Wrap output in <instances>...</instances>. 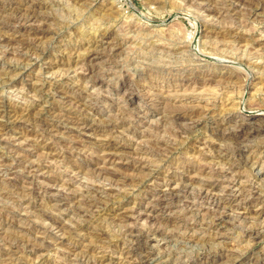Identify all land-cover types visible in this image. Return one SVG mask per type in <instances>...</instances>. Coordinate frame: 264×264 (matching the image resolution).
<instances>
[{
  "label": "rangeland",
  "instance_id": "374dc122",
  "mask_svg": "<svg viewBox=\"0 0 264 264\" xmlns=\"http://www.w3.org/2000/svg\"><path fill=\"white\" fill-rule=\"evenodd\" d=\"M263 4L0 0V264H264Z\"/></svg>",
  "mask_w": 264,
  "mask_h": 264
},
{
  "label": "bare ground",
  "instance_id": "6f19581e",
  "mask_svg": "<svg viewBox=\"0 0 264 264\" xmlns=\"http://www.w3.org/2000/svg\"><path fill=\"white\" fill-rule=\"evenodd\" d=\"M224 1V0H223ZM86 2V1H85ZM204 2V1H203ZM218 2V1H217ZM190 3V2H189ZM209 3V2H208ZM207 3V4H208ZM226 3H227V1H226ZM254 3V2H253ZM198 4V3H197ZM202 4V3H201ZM199 5V4H198ZM217 5V4H216ZM264 5V4H263ZM4 6V5H3ZM219 6V5H218ZM253 6V5H252ZM204 7V6H203ZM205 8V7H204ZM223 8V7H222ZM248 8V7H247ZM12 9V8H11ZM206 9H208V7L206 8ZM215 10H216V8H215ZM11 11V10H10ZM217 12V11H216ZM3 13V12H2ZM7 13V12H6ZM11 14H12V12H10ZM31 13V12H30ZM29 13V14H30ZM224 13V12H223ZM28 14V15H29ZM213 14V13H212ZM26 16H27V14H25ZM31 15V14H30ZM39 15V14H38ZM43 15V14H42ZM224 15V14H223ZM0 16H2V15H0ZM8 16V15H7ZM221 16V15H220ZM17 17V16H16ZM36 17V16H35ZM43 17V16H42ZM210 17V16H209ZM11 18H12V16H11ZM19 18V17H18ZM27 18V17H26ZM41 18V17H40ZM4 19V18H3ZM30 19V18H29ZM38 20H40V19H38ZM2 21V20H1ZM0 21V22H1ZM4 21V20H3ZM37 21V20H36ZM51 21V20H50ZM54 21V20H53ZM40 22V21H39ZM42 22V21H41ZM6 23H8V22H6ZM18 23V22H17ZM4 24V23H3ZM11 24V23H10ZM22 24V23H21ZM14 25H15V23H14ZM39 25V24H38ZM37 25V26H38ZM64 25V24H63ZM32 26V25H31ZM141 26V25H140ZM40 27V26H39ZM138 27V26H137ZM3 28V27H2ZM6 28V27H5ZM38 29V28H37ZM45 29V28H44ZM139 29V28H138ZM48 30V29H47ZM231 32V31H230ZM223 33V32H222ZM231 34V33H230ZM228 35V34H227ZM2 37V36H1ZM27 37V36H26ZM32 37V36H31ZM34 37V36H33ZM46 37V36H45ZM39 38V37H38ZM239 38V37H238ZM241 38H243V37H241ZM14 39V38H13ZM27 39H29V38H27ZM2 40V39H1ZM12 40V39H11ZM34 40V39H33ZM7 41V40H6ZM21 41V40H20ZM29 41V40H28ZM27 41V42H28ZM19 42V41H18ZM30 42V41H29ZM39 45V44H38ZM264 46V45H263ZM41 47V46H40ZM14 48H15V46H14ZM36 48V47H35ZM183 48V47H182ZM263 48V47H262ZM261 48V49H262ZM29 49V48H28ZM86 49V48H85ZM89 49V48H88ZM94 49V48H93ZM97 49V48H96ZM181 49V48H180ZM183 49H185V48H183ZM75 50V49H74ZM16 51V50H15ZM27 51V50H26ZM25 51V52H26ZM89 51V50H88ZM92 51V50H91ZM179 51H181V50H179ZM13 52V51H12ZM21 52V51H20ZM81 52V51H80ZM95 52V51H94ZM91 54L92 52H88V54ZM20 54V53H19ZM32 54V53H31ZM77 54V53H76ZM87 54V53H86ZM106 54H107V52H106ZM24 55V54H23ZM30 55V54H29ZM94 55V54H93ZM101 55V54H100ZM31 56V55H30ZM36 56V55H35ZM78 56V55H77ZM87 56V55H86ZM92 56V55H91ZM18 57V56H17ZM24 57V56H23ZM26 57V56H25ZM32 58V57H31ZM73 58V57H72ZM100 58H102V57H100ZM106 58V57H105ZM8 59V58H7ZM26 59V58H25ZM28 59V58H27ZM30 59V58H29ZM36 59V58H35ZM7 61V60H6ZM110 61V60H109ZM28 62V61H27ZM81 62H82V60H81ZM32 63V62H31ZM71 63V62H70ZM76 63V62H75ZM208 63V62H207ZM21 64V63H20ZM25 64V63H24ZM28 64V63H27ZM27 64H26V66H27ZM122 64V63H121ZM2 65V64H1ZM24 66V65H23ZM68 66V65H67ZM220 66V65H219ZM25 67V66H24ZM120 67H121V65H120ZM118 68V67H117ZM187 68V67H186ZM206 68H207V66H206ZM185 69V68H184ZM192 69V68H191ZM2 70V69H1ZM199 70V69H198ZM66 71V70H65ZM6 72V71H5ZM181 72V71H180ZM209 72V71H208ZM212 72V71H211ZM218 72V71H217ZM93 73V72H92ZM161 73V72H160ZM183 73V72H182ZM3 74V73H2ZM95 73H93V75H94ZM214 75V74H213ZM223 75V74H222ZM221 75V76H222ZM90 76V75H89ZM95 76H97V75H95ZM141 76V75H140ZM215 76V75H214ZM91 77V76H90ZM93 77V76H92ZM218 77V76H217ZM222 77H224V76H222ZM87 78V77H86ZM187 78H189V77H187ZM219 78H220V76H219ZM227 78H229V77H227ZM11 79V78H10ZM125 79V78H124ZM216 79H218V78H216ZM222 79V78H221ZM224 79V78H223ZM222 79V80H223ZM90 80V79H89ZM227 80V79H226ZM225 80V81H226ZM87 81V80H86ZM125 81H129V80H125ZM3 82H4V80H3ZM7 82V81H6ZM101 82V81H100ZM44 84V83H43ZM61 84V83H60ZM130 84V83H129ZM80 85V84H79ZM116 85V84H115ZM78 87V86H77ZM81 87V86H80ZM125 88V89H124ZM81 89V88H80ZM131 89V88H130ZM123 90L125 91V95L127 96V98L129 97V95L131 94V92H129V91H131V90H129V85L125 82V83H123ZM57 91V90H56ZM61 91V90H60ZM35 92H36V90H35ZM133 92V91H132ZM63 93V92H62ZM124 93V92H123ZM133 94V93H132ZM62 95V94H61ZM78 95V94H77ZM26 96V95H25ZM131 96V95H130ZM85 97V96H84ZM28 98H29V96H28ZM74 98V97H73ZM88 98V97H87ZM130 99V98H129ZM60 100V99H59ZM64 100V99H63ZM71 100V99H70ZM131 100V99H130ZM129 100V101H130ZM82 101H84V100H82ZM42 102V101H41ZM62 102V101H61ZM117 102V101H116ZM16 103V102H15ZM86 103V102H85ZM145 103V102H144ZM7 104V103H6ZM123 104H124V102H123ZM140 104V103H139ZM2 105V104H1ZM138 105V104H137ZM5 106V105H4ZM23 106V105H22ZM68 106V105H67ZM66 106V107H67ZM91 106V105H90ZM141 106V105H140ZM254 106V105H253ZM39 107V106H38ZM54 107V106H53ZM76 107V106H75ZM98 107V106H97ZM132 107V106H131ZM139 107V106H138ZM252 107V106H251ZM6 108V107H5ZM26 108V107H25ZM73 108V107H72ZM163 108V107H162ZM187 108V107H186ZM262 108V107H261ZM3 109V108H2ZM13 109V108H12ZM34 109V108H33ZM138 109H140V108H138ZM163 110V109H162ZM171 110V109H170ZM178 110V109H177ZM254 110V109H253ZM5 111V110H4ZM12 111V110H11ZM14 111V110H13ZM29 111V110H28ZM40 111V110H39ZM60 111V110H59ZM76 111V110H75ZM161 111V110H160ZM179 111V110H178ZM188 111V110H187ZM248 111V110H247ZM252 111V110H251ZM251 111H250V113L247 115V116H245V118H243V120H241L240 121V123L238 124V125H236V127L237 128H239V129H241L238 133H233L232 135L235 137V138H238V136H239V134L241 133H243V131H244V129H245V131H246V129H248V128H253V127H257V124L255 123V120H256V116L253 114V113H251ZM21 112H23V111H20V113ZM62 112V111H61ZM88 112V111H87ZM185 112V111H184ZM4 113V115H5V112H3ZM8 113H10V112H8ZM14 113V112H13ZM53 113V112H52ZM135 113V112H134ZM164 113V112H163ZM170 113V115H171V112H169ZM23 114V113H22ZM38 114V113H37ZM83 114V113H82ZM164 114H166V113H164ZM172 114H173V118H175L176 120H185L186 118H187V116H189L188 114H185V113H183V112H175V110L174 111H172ZM189 114H190V111H189ZM2 115V114H1ZM8 115V114H7ZM21 115V114H20ZM53 115H54V113H53ZM121 115V114H120ZM161 115V114H160ZM169 115V114H168ZM167 115V116H168ZM224 115V114H223ZM13 116V115H12ZM19 116V115H18ZM68 116V115H67ZM73 116V115H72ZM166 116V115H165ZM192 117H193V115H191ZM15 117V116H14ZM65 117V116H64ZM122 117V116H121ZM164 117V116H163ZM170 117H172V116H170ZM16 118V117H15ZM20 118V117H19ZM69 118V117H68ZM74 118V117H73ZM189 118V117H188ZM263 118V117H262ZM8 119V118H7ZM25 119V118H24ZM117 119V118H116ZM11 120V119H10ZM35 120H36V118H35ZM66 120V119H65ZM173 120V119H172ZM194 120V119H193ZM78 121V120H77ZM82 121V120H81ZM171 121V120H170ZM116 122V121H115ZM166 122V121H165ZM179 122H181V121H179ZM195 122V121H194ZM197 122V121H196ZM257 122H258V120H257ZM109 123V122H108ZM167 123V122H166ZM170 123V122H169ZM178 123V122H177ZM84 124V123H83ZM124 124V123H123ZM179 124V123H178ZM188 124V123H187ZM225 124V123H224ZM237 124V123H236ZM82 125V124H81ZM86 125V124H85ZM88 125V124H87ZM119 125V124H118ZM193 125V124H192ZM235 125V124H234ZM79 126H80V124H79ZM83 126V125H82ZM116 126V125H115ZM128 126V125H127ZM135 126V125H134ZM233 126V125H232ZM261 126V125H260ZM263 126V125H262ZM123 127V126H122ZM166 127V126H165ZM222 127V126H221ZM225 128H226V126H224ZM223 127V128H224ZM35 128V127H34ZM44 128V127H43ZM52 128V127H51ZM168 128H170V127H168ZM233 128V127H232ZM77 129V128H76ZM107 129V128H106ZM122 129H124V128H122ZM125 129H127V128H125ZM163 129V128H162ZM176 129V128H175ZM218 129V128H217ZM222 129V128H221ZM227 129V128H226ZM231 129V128H230ZM258 129V128H257ZM104 130V129H103ZM113 130V129H112ZM237 130V129H236ZM251 130V129H250ZM219 131H220V129H219ZM223 131V130H222ZM232 131V130H231ZM235 131V130H234ZM107 132V131H106ZM117 132V131H116ZM124 132V131H123ZM156 132V131H155ZM162 132H163V130H162ZM183 132V131H182ZM1 133V132H0ZM187 133V132H186ZM102 134V133H101ZM155 134V133H154ZM161 134V133H160ZM169 134V133H168ZM184 134V133H183ZM182 134V135H183ZM225 134V133H224ZM245 134H247V133H245ZM165 135V134H164ZM220 135H222V134H220ZM255 135V134H254ZM6 136V135H5ZM104 136H105V134H104ZM155 136V135H154ZM161 136V135H160ZM168 136H170V135H168ZM232 136V137H233ZM253 136V135H252ZM111 137V136H110ZM113 137V136H112ZM115 137V136H114ZM171 137V136H170ZM244 137V136H243ZM219 138V137H218ZM161 139V138H160ZM172 139V138H171ZM179 139V138H178ZM249 139V138H248ZM247 139V140H248ZM251 139V138H250ZM249 139V140H250ZM173 140V139H172ZM231 140V139H230ZM176 141V140H175ZM227 141V140H226ZM242 141V140H241ZM164 143V142H163ZM242 143V142H241ZM243 144V143H242ZM75 145V144H74ZM235 145V144H234ZM117 146V145H116ZM172 146V145H171ZM170 146V147H171ZM114 147V146H113ZM230 147H232V145L230 146ZM240 147V146H239ZM216 149V148H215ZM254 149V148H253ZM71 150V149H70ZM221 150V149H220ZM226 150V149H225ZM242 150V149H241ZM114 151V150H113ZM121 151V150H120ZM144 151V150H143ZM257 151V150H256ZM72 152V151H71ZM114 153V152H113ZM123 153V152H122ZM218 153V152H217ZM222 153V152H221ZM214 154V153H213ZM220 154V153H219ZM110 155V154H109ZM169 155V154H168ZM140 156V155H139ZM71 158V157H70ZM151 158H153V157H151ZM164 158V157H163ZM226 158V157H225ZM144 160V159H143ZM210 160V159H209ZM11 161V160H10ZM141 161V160H140ZM201 161V160H200ZM204 161V160H203ZM224 161V160H223ZM148 162V161H147ZM5 163V162H4ZM7 163V162H6ZM217 163V162H216ZM8 164V163H7ZM136 164V163H135ZM5 165V164H4ZM31 166V165H30ZM100 166V165H99ZM141 166V165H140ZM208 166V165H207ZM1 167V166H0ZM29 167V166H28ZM104 167V166H103ZM102 167V168H103ZM107 167V166H106ZM4 168V167H3ZM23 168V167H22ZM88 168V167H87ZM114 168V167H113ZM16 169V168H15ZM21 169V168H20ZM93 169V168H92ZM29 170H30V168H29ZM211 170V169H210ZM39 172H40V170H39ZM101 172V170H99V173ZM104 172H105V170H104ZM235 172V171H234ZM36 173V172H35ZM93 173V172H92ZM106 173V172H105ZM108 173V172H107ZM110 173V172H109ZM112 173V172H111ZM5 174V173H4ZM113 174V173H112ZM235 174V173H234ZM94 175H96V174H94ZM101 176V175H100ZM123 176V175H122ZM192 176V175H191ZM45 177V176H44ZM68 177V176H67ZM107 177V176H106ZM114 177V176H113ZM128 177V176H127ZM211 177V176H210ZM138 178V177H137ZM188 178V177H187ZM65 179V178H64ZM94 179V178H93ZM104 179V178H103ZM109 180H110V177L108 178ZM121 179H123V178H121ZM75 180V179H74ZM237 180V179H236ZM235 180V181H236ZM111 181V180H110ZM125 181V180H124ZM131 181V180H130ZM234 181V182H235ZM252 181V180H251ZM28 182V181H27ZM126 182V181H125ZM124 182V183H125ZM180 182V181H179ZM189 182V181H188ZM260 182V181H259ZM130 184H132V183H130ZM195 184V183H194ZM13 185V184H12ZM81 185V184H80ZM84 185H86V184H84ZM88 185V184H87ZM134 185V184H133ZM193 185V184H192ZM255 185V184H254ZM99 186V185H98ZM182 186V185H181ZM3 187V186H2ZM135 187V186H134ZM5 188H7V187H5ZM133 188V187H132ZM181 189V188H180ZM255 189V188H254ZM7 190H9V189H7ZM99 190V189H98ZM182 191H183V189H181ZM181 190H180V192H181ZM192 190V189H191ZM262 190V189H261ZM3 191V190H2ZM11 191V190H10ZM86 191V190H85ZM184 191H185V189H184ZM183 191V192H184ZM187 191V190H186ZM197 191V190H196ZM206 191V190H205ZM242 191V190H241ZM244 191V190H243ZM29 192V191H28ZM34 192V191H33ZM73 192V191H72ZM117 192V191H116ZM175 192V191H174ZM191 192V191H190ZM14 193H15V191H14ZM19 193V192H18ZM47 193V192H46ZM85 193V192H84ZM88 193V192H87ZM96 193V192H95ZM171 193V192H170ZM189 193V192H188ZM30 194V193H29ZM89 194V193H88ZM172 194V193H171ZM170 194V195H171ZM194 194V193H193ZM207 194V193H206ZM205 194V195H206ZM244 194V193H243ZM253 194V193H252ZM31 195V194H30ZM49 195V194H48ZM52 195V194H51ZM55 195V194H54ZM108 195V194H107ZM166 195H168V194H166ZM184 195H185V193H184ZM189 195V194H188ZM230 195V194H229ZM245 195V194H244ZM16 196V195H15ZM86 196V195H85ZM158 196V195H157ZM159 196H160V194H159ZM165 196V195H164ZM227 196H228V194H227ZM236 196V195H235ZM247 196V195H246ZM67 197V196H66ZM90 197V196H89ZM88 197V198H89ZM109 197V196H108ZM165 197H169V196H165ZM165 197H163V196H161L160 198H165ZM174 197V196H173ZM173 197H169V199L170 198H173ZM177 197V196H176ZM192 197V196H191ZM191 197H189V198H191ZM194 197V196H193ZM203 197V196H202ZM210 197H212V196H210ZM214 197V196H213ZM219 197V196H218ZM221 197V196H220ZM224 197V196H223ZM231 197V196H230ZM83 198V197H82ZM95 198V197H94ZM153 198V197H152ZM175 198V197H174ZM225 198V197H224ZM250 198V197H249ZM252 198H254V197H252ZM90 199V198H89ZM155 199V198H154ZM14 200V199H13ZM18 200V199H17ZM166 200V199H165ZM173 200V199H172ZM195 200V199H194ZM214 200V199H213ZM216 200H218V199H216ZM224 200V199H223ZM229 200V199H228ZM16 201V200H15ZM92 201V200H91ZM94 201V200H93ZM92 201V202H93ZM97 201V200H96ZM95 201V202H96ZM103 201H105V200H103ZM161 201V200H160ZM170 201V200H169ZM177 201V200H176ZM175 201V202H176ZM190 201V200H189ZM210 201V200H209ZM215 201V200H214ZM48 202V201H47ZM94 202V203H95ZM99 202V201H98ZM107 202V201H106ZM172 202V201H171ZM206 202V201H205ZM216 202V201H215ZM3 203V202H2ZM166 203H168V202H166ZM200 203V202H199ZM218 203H220V201L218 202ZM222 203V202H221ZM5 204V203H4ZM61 204V203H60ZM87 204H88V202H87ZM91 204V203H90ZM176 204V203H175ZM183 204V203H182ZM215 204V203H214ZM217 204V203H216ZM223 204V203H222ZM75 205V204H74ZM73 205V206H74ZM95 205H97V204H95ZM161 205H163V204H161ZM171 205V204H170ZM213 205V204H212ZM219 205V204H218ZM89 206H91V205H89ZM159 206V205H158ZM215 206V205H214ZM93 207V206H92ZM92 207H89V208H91L92 209ZM164 207H167V205L166 206H164ZM210 207V206H209ZM77 208V207H76ZM96 208H97V206H96ZM161 208V207H160ZM170 208H171V206H170ZM180 208V207H179ZM196 208V207H195ZM87 209V208H86ZM166 209V208H165ZM185 209V208H184ZM217 209V208H216ZM223 209V208H222ZM70 210V209H69ZM77 210V209H76ZM75 210V211H76ZM78 210H80V209H78ZM87 210H89V209H87ZM94 209H92V211H93ZM167 210V209H166ZM177 210V209H176ZM195 210V209H194ZM169 211V210H168ZM81 212V211H80ZM84 212H87V211H84ZM82 213V212H81ZM185 213H187V212H185ZM52 215V214H51ZM82 215V214H81ZM92 215H93V213H92ZM71 216V215H70ZM75 216V215H74ZM76 217V216H75ZM237 217V216H236ZM80 218V217H79ZM86 218V217H85ZM218 218V217H217ZM48 219V218H47ZM51 220V219H50ZM81 220V219H80ZM217 220V219H216ZM96 221V220H95ZM97 223V222H96ZM120 223V222H119ZM184 223V222H183ZM264 223V222H263ZM109 224V223H108ZM51 225V224H50ZM125 225V224H124ZM119 226V225H118ZM123 226V225H122ZM233 226V225H232ZM6 227V226H5ZM127 227V226H126ZM255 227V226H254ZM3 228V227H2ZM1 228V229H2ZM7 228V227H6ZM50 228H51V226H50ZM101 228V227H100ZM99 228V229H100ZM122 228V227H121ZM191 228V227H190ZM4 229V228H3ZM8 230V229H7ZM6 230V231H7ZM11 230V229H10ZM128 230V229H127ZM130 230V229H129ZM131 230H132V227H131ZM130 230V231H131ZM2 231H4V230H2ZM129 231V232H130ZM140 231V230H139ZM245 231V230H244ZM261 231V230H260ZM71 232V231H70ZM163 232V231H162ZM3 233V232H2ZM140 233V232H139ZM142 233V232H141ZM153 233V232H152ZM42 234V233H41ZM109 234V233H108ZM131 234H133V233H131ZM131 234H129V235H131ZM145 234V233H144ZM147 234H149V232H147ZM146 234V235H147ZM174 234V233H173ZM5 235V234H4ZM3 235V236H4ZM128 234H127V236H129ZM137 235H139V234H137ZM218 235H220V234H218ZM97 236V235H96ZM134 236V235H133ZM148 236V235H147ZM157 236H159V235H157ZM5 237V236H4ZM71 237V236H70ZM114 237V236H113ZM130 237V236H129ZM165 237V236H164ZM171 237V236H170ZM169 237V238H170ZM174 237V236H173ZM1 238V237H0ZM29 238V237H28ZM35 238V237H34ZM110 238V237H109ZM131 238V237H130ZM136 238H137V236H136ZM141 239V238H140ZM146 240H148L147 238H145ZM173 239V238H172ZM35 240V239H34ZM134 240H136V239H134ZM221 240V239H220ZM1 241V240H0ZM131 241V240H130ZM187 241V240H186ZM32 242V241H31ZM58 242V241H57ZM134 242V241H133ZM132 242V244H135V243H133ZM28 243H30V242H28ZM131 243V242H130ZM11 244V243H10ZM13 244V243H12ZM11 244V245H12ZM34 244V243H33ZM132 244H131V247H132ZM212 244V243H211ZM3 245V244H2ZM35 245V244H34ZM109 245V244H108ZM144 245V244H143ZM184 245V244H183ZM9 246V245H8ZM13 247V246H12ZM101 247V246H100ZM103 247H104V245H103ZM1 248V247H0ZM26 248V247H25ZM135 248H136V246H135ZM134 248V249H135ZM7 249H9V248H7ZM11 249V248H10ZM104 249V248H103ZM132 249V248H131ZM134 249H132V250H134ZM143 249V248H142ZM208 249H209V247H208ZM71 250V249H70ZM102 250V249H101ZM108 250V249H107ZM149 250V249H148ZM4 251V250H3ZM11 251V250H10ZM92 251V250H91ZM150 251V250H149ZM9 252V251H8ZM70 252V251H69ZM135 252V251H134ZM145 252V251H144ZM234 252H236V251H234ZM1 253V252H0ZM4 253H5V251H4ZM10 253V252H9ZM12 253V252H11ZM78 253V252H77ZM87 253V252H86ZM133 253V252H132ZM140 253V252H139ZM147 253V252H146ZM3 254V253H2ZM7 254V253H6ZM135 254V253H134ZM142 254H144V253H141V255ZM4 255V254H3ZM138 255V254H137ZM140 254H139V256H141ZM231 255V254H230ZM80 256V255H79ZM89 256V255H88ZM145 256H146V254H145ZM2 257V256H1ZM8 257V254L5 256V258H7ZM147 257H150L149 255H147ZM146 257V258H147ZM230 257H232V256H230ZM95 258V257H94ZM106 258V257H105ZM2 259V258H1ZM11 259V258H10ZM96 259V258H95ZM103 259V258H102ZM233 259V258H232ZM5 260V259H4ZM8 260V259H7ZM19 260V259H18ZM86 260V259H85ZM89 260V259H88ZM91 260V259H90ZM100 261V260H99ZM149 261V260H148ZM206 261V260H205ZM101 262H103V261H101ZM151 262V261H150ZM149 262V263H150ZM92 263V262H91ZM107 263V262H106ZM110 263V262H109ZM72 264V263H71ZM100 264V263H99ZM111 264V263H110ZM156 264V263H155Z\"/></svg>",
  "mask_w": 264,
  "mask_h": 264
}]
</instances>
